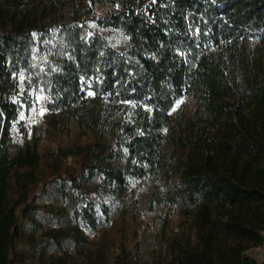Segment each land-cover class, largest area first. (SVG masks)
Returning <instances> with one entry per match:
<instances>
[{
    "label": "trees",
    "instance_id": "obj_1",
    "mask_svg": "<svg viewBox=\"0 0 264 264\" xmlns=\"http://www.w3.org/2000/svg\"><path fill=\"white\" fill-rule=\"evenodd\" d=\"M98 3L111 13L93 15ZM48 36L53 64L39 69L34 48ZM262 42L264 0H0V264H15L16 210L38 180L36 136L11 150L28 89L39 86L55 130L73 120L94 135L65 150L80 156L77 173L46 183L63 203L45 248L60 254L41 264H64L65 238L81 249L83 227L98 226L99 209L121 208L133 180L174 177L161 197L183 219L165 264H258L246 250L264 240ZM185 96L190 113L177 106Z\"/></svg>",
    "mask_w": 264,
    "mask_h": 264
},
{
    "label": "rangeland",
    "instance_id": "obj_2",
    "mask_svg": "<svg viewBox=\"0 0 264 264\" xmlns=\"http://www.w3.org/2000/svg\"><path fill=\"white\" fill-rule=\"evenodd\" d=\"M111 11L108 4L98 3L93 15L106 17ZM88 29L99 33L113 45L126 44V36L117 29L102 27L96 21L88 22ZM254 40L255 37L249 42ZM39 43L34 48L32 65L42 69L49 62L53 64V47L57 40L55 36H48ZM25 76L24 70L18 74L21 88L26 86ZM28 93L26 98L30 105L20 113L25 131L23 134L17 124L12 126L15 145L11 151L35 135L40 160L37 166L38 180L31 186L28 201L16 210L20 234L14 242L15 264H41L44 259L60 254L51 244L45 248L48 239L45 231L57 225L53 213L63 203L61 199L55 198L51 183H46L54 176L67 177L77 173L80 156L65 150L94 140L89 130L73 120L69 122L67 131L55 130L44 119L47 102L44 89L40 86L31 87ZM177 106L190 113L192 101L185 96ZM196 137V132L191 134L192 139ZM175 180V177L170 179L168 184L160 179L133 180L121 208L113 209L110 216L99 209L98 226L95 229L83 227L87 241L81 249H73L69 238L64 239L68 245V252L62 254L64 264H165L166 244L179 230L183 219L177 203H168L161 197ZM246 252L258 264L261 263L264 260V240L249 247Z\"/></svg>",
    "mask_w": 264,
    "mask_h": 264
}]
</instances>
